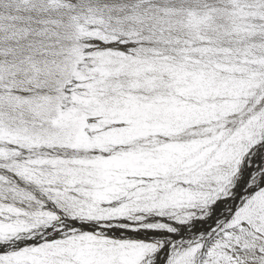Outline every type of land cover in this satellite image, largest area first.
<instances>
[{"label": "snow or ice", "instance_id": "6c2138e0", "mask_svg": "<svg viewBox=\"0 0 264 264\" xmlns=\"http://www.w3.org/2000/svg\"><path fill=\"white\" fill-rule=\"evenodd\" d=\"M0 264H264V0H0Z\"/></svg>", "mask_w": 264, "mask_h": 264}]
</instances>
